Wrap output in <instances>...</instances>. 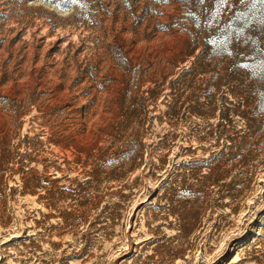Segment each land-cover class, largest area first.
Listing matches in <instances>:
<instances>
[{
	"label": "rangeland",
	"instance_id": "obj_1",
	"mask_svg": "<svg viewBox=\"0 0 264 264\" xmlns=\"http://www.w3.org/2000/svg\"><path fill=\"white\" fill-rule=\"evenodd\" d=\"M0 264H264V0H0Z\"/></svg>",
	"mask_w": 264,
	"mask_h": 264
}]
</instances>
